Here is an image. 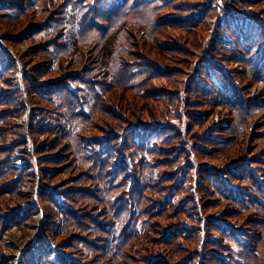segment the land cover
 I'll return each mask as SVG.
<instances>
[{
	"label": "rangeland",
	"instance_id": "374dc122",
	"mask_svg": "<svg viewBox=\"0 0 264 264\" xmlns=\"http://www.w3.org/2000/svg\"><path fill=\"white\" fill-rule=\"evenodd\" d=\"M20 1L23 0H16ZM31 1L33 5L28 12L15 21L0 16V51L13 60L17 67L13 76L19 78L14 83V88L19 91L18 100L13 104L15 111L0 118V136L6 137L5 140L12 139L13 126L22 127L24 132L23 135L15 136L18 142L10 147L7 156L0 149V163L5 161L9 167H17L22 174L28 175L19 176L17 192L14 194L0 192V219L26 208L32 209L29 218L20 224L0 226V264H21L24 250L32 247L34 240L38 238L46 243L51 254L58 251L78 264H144L151 257H159L163 264H213L208 260L212 251L216 252L224 264H264V199L257 198L243 183L240 184L241 190L250 195L251 201H238L235 204L225 197L216 196L213 199V192L210 187L208 190L205 187V179L200 172L205 170L215 173L229 186L230 182L224 176L225 171H231L238 174L239 179H245L243 175L246 174H239L234 170V162H241L249 170L251 175L248 176L255 177L259 188L264 189V82L261 79L253 82L245 72L249 71L247 66L238 60L231 61L228 55L232 50L223 49V54L216 53L223 58H212L213 61L225 76L230 77L240 99L245 102L247 97L249 101L257 102L259 107L245 109L244 116L237 119V132H215L213 127L217 123H231L234 110L219 103L195 104L191 94L183 89L191 61L202 54L196 53L197 48L189 47V44L192 38H204L208 34L207 29L198 30L194 35L192 30L185 31L182 28L156 29L152 35L154 42L147 43L145 37L150 36L147 15L143 16L139 10L131 8L115 13L110 9V4H106V0ZM236 2L239 3L238 12H243V15L257 22V25H251L255 27L252 28L254 33L259 26L264 28V0ZM167 11L179 16L173 9ZM164 12L156 11L151 16L157 19ZM95 13L106 16L95 18ZM53 16L60 17L54 20L57 23L50 34L53 41L59 42L58 45L55 44L56 49L62 53L53 60V66H59V70L33 79L32 71L35 66L47 64V58L39 53V48L43 46L40 44L41 40H31L22 35L32 26L52 21ZM215 17L214 12L207 13L203 21L212 23ZM89 19L94 23L99 21L101 28H95L96 24L89 22ZM87 23L89 27L93 25V28L87 30ZM48 34L46 32L44 36ZM257 39H262L263 42V33L258 34L255 40ZM161 41L178 43L187 52L184 56L178 53L164 56L156 47ZM123 49L126 54H122ZM263 51L264 44L255 57ZM138 61L149 63L153 69H167L170 73L168 76L159 74L154 77L152 69L146 70L147 77L141 80V87L137 89L133 83L145 76L135 69L143 65ZM127 68L136 71L123 85L122 80L128 78L123 70ZM70 73L78 74L81 85L78 88L79 85L68 83L75 103L66 107L62 100L59 102L55 99L59 106H56L58 109H52L54 115L60 116L56 121L69 132L68 136H48L38 130L29 132L27 113L30 108H34L35 103L32 98L34 92H29L31 87L27 83L37 84L63 78L66 81L65 78ZM86 83L91 86L86 88L87 85L83 86ZM215 83L219 85V80L216 79ZM151 88L170 92L174 96L181 95V98L186 99L180 105V120L167 114L168 104L151 99L152 94L145 91ZM139 90L145 92L142 94ZM70 109L74 111V116L69 115ZM146 110L152 116H158V112L166 114L165 119L170 123L181 127L187 125V129L180 142L173 143L171 139L167 143L175 145L166 153L171 157L170 162L155 161L152 165L158 172L168 170L173 173L170 187H160V180L146 190V194L143 193L140 197V202L136 203L128 199V185L123 188L120 184H115L103 172L100 177L101 168L88 156V141H84L82 137L100 136L101 132L119 135L122 130L120 124L131 123L133 115L150 118ZM193 111L203 113L200 114L203 122L199 127L190 115ZM152 118L148 120L151 121ZM210 131H214L212 134H222L219 149L211 150L209 145L202 147L201 137H205ZM5 140L0 141V147L7 146ZM28 153H32V164L27 162ZM53 154L62 156L60 160L57 159L59 161L56 164H46L41 159L42 156ZM136 154V159H141L139 163L144 161L145 165L151 160L148 154ZM123 157L130 170L132 167L129 157ZM46 166L56 170L49 180L40 174V169ZM128 175L131 176L132 172ZM39 189L75 191L85 197L90 195L66 205L79 217L80 224L65 229L57 228L53 232L50 229L48 235L47 231L51 226L47 220L51 221V218L44 216L43 207L46 202L38 194ZM122 190L124 192L118 196ZM123 197L125 202L120 200ZM146 206L149 208L144 209ZM181 210L186 213L180 214ZM165 213L169 215L165 217ZM223 215L229 218L222 222L220 219ZM206 216L218 220L225 230L234 234L239 241L236 245L239 248L237 256H232L227 251V240L220 241L219 234L210 231L206 225ZM177 223L181 224L180 230L185 236L175 235L173 240L163 241L160 229ZM106 227H112L111 231L105 230ZM251 237L255 239L250 240ZM209 239L219 244L218 250L209 246L206 241ZM100 245H106L103 246L104 252L99 251ZM237 247L233 249L236 250ZM207 249H211L210 253L205 251ZM54 256L49 259L52 260Z\"/></svg>",
	"mask_w": 264,
	"mask_h": 264
},
{
	"label": "trees",
	"instance_id": "16d2710c",
	"mask_svg": "<svg viewBox=\"0 0 264 264\" xmlns=\"http://www.w3.org/2000/svg\"><path fill=\"white\" fill-rule=\"evenodd\" d=\"M106 1V4H110V9L115 13L125 12L126 10H131V8H133L134 10H139L143 16L147 15L146 23L148 31L150 32V36L148 38L145 37L147 43L154 42L152 35L156 29L160 30L167 27L172 29L182 28L185 31L192 30L194 32L193 35L198 30L207 29L208 34L204 36V38L202 37L201 40L192 38L191 42L189 41V47L197 48L196 53L201 52L202 54L197 59L191 61L188 67L189 75L184 79L185 86L183 89L191 94V97L194 98L193 102H195V104L202 103L203 105H213L214 103H219L230 110H234V112L231 111L233 113V120L231 123H217L213 127L216 130L215 132H226L229 134L237 132V119L244 116L245 109L259 107V105L256 104L257 102H251L247 97H245V102L240 99L233 87L230 77L225 76L212 59L215 58L221 60L223 57H221L222 55H217V52L223 54V49L225 51L227 49L230 51L232 50V52L228 55L231 58V61L238 60L243 65L247 66L249 71L245 72L247 75L251 76L253 82L260 79L264 82V51L261 55L255 57L259 48L264 44L262 39H255L257 35L261 33H263L264 37V28L259 26L257 31L254 33L252 28L255 27H251V25H257V22L249 16L245 14L243 15V12H238L239 3H237L236 0H211L210 3H207L208 0ZM248 1L251 2L255 0ZM31 5H33L31 0H23L20 2H16V0H12V2L9 0H0V16L6 20L15 21L18 17L28 12ZM171 9H173L175 13H178L179 16L173 15V12L167 11ZM156 11L165 12L155 19L151 16V14L154 15ZM211 12L216 14L214 21L212 23L204 22L203 17L207 13ZM36 13L39 14L38 11ZM95 15V18L106 16L102 13H95ZM51 19L52 21H47L44 25H35L28 28L25 34L22 35V37L28 36L31 40H41L40 44H43V46L39 48V53L40 55L43 54L47 58V64L42 63L35 66L36 68L32 71L33 79H39L42 76L57 73L59 70V66H53V60L55 57H60V54L62 53L60 52L61 50L56 49L55 44L58 45L59 42L53 41L50 34L54 24L57 23L54 20H58L60 17L53 16ZM89 22L93 21H90L89 19ZM94 24H96L95 28L101 26L99 21ZM86 25L88 27L87 30L93 28V25L90 27L88 23ZM46 32L49 33L48 36H44ZM244 40H248L249 42H244ZM154 46H156V44H154ZM156 47L160 54L164 56L168 53H178L181 56H184V53L187 52L175 42L161 41L160 45H157ZM122 54H126L124 49ZM138 62L139 64L143 63V65L136 67L135 69L139 70L138 72L144 73L145 76H143V78L137 83H133L136 85L137 89L141 87V80H145L147 77L146 70L152 69L154 71L152 76L154 77L159 74H162L164 77L168 76L170 73L167 69H153L152 65L149 63L143 61ZM135 69L130 70L127 68L126 70H123L128 77L127 79L122 80L123 85H125L126 80L132 77L136 71ZM16 71L17 67L13 63L10 56L0 51V118L3 115L15 111L13 104L18 100L17 95L19 93L18 89L14 88V83H17V79L19 80V78L13 76V73L15 74ZM231 76L233 78H239V76ZM63 79L37 84H31L30 82L27 83L31 87L29 92H34L32 98L35 103L34 108H30L27 113V130L29 132L32 130H38L48 136H51L52 134H56L57 136H68L69 132L66 129H63L56 121L60 119V116L54 115L52 109H58L56 106H59L58 104L60 100L64 102L66 107H71V104L75 103V99L68 83L73 82L76 86L79 85L78 88H80L81 85L77 73L67 74L65 78L66 81H63ZM216 79L219 80V85L215 83ZM25 80L29 81L27 78H25ZM85 85H87L86 88L91 86L87 83L83 86ZM26 86L27 85H25V88L28 90ZM145 91L147 94H152V100L158 99L162 100L163 103L168 104V109H166L167 114L180 120V105L186 99L181 98V95L174 96L170 92L161 91L156 88L145 89ZM139 92L141 91L139 90ZM144 92L142 91L141 93L143 94ZM147 111L148 110H146V113ZM106 112H109V110H106ZM194 112L195 111H193V114L190 115L193 117L197 127H199L203 122V118L200 114L203 113H201V111H198L197 113ZM73 114L74 111L70 109L69 115L71 116ZM147 115L150 118L153 117L151 121L148 120L150 118L145 119L139 117V115H133L134 117L131 123L128 122L126 124H120V126H122V130L119 135H115L113 132H101L102 135L100 136L94 135L91 137H82L84 141H88V156L97 162L101 168L100 177L102 174L101 172H103L104 175H107L108 179L113 181L115 184H120L123 188H126L128 185V199L136 203L140 202V197L143 196V193L146 194V190L160 180H162L160 187H170L169 182L173 180V173L168 170L158 172L152 167V165L155 161L159 163L170 162L171 157L166 153H168L175 145H167V143L171 139H173V143L180 142L187 129V125L181 127L170 123L167 118L165 119L164 115L166 114L158 112V116H152V114L150 115L149 113H147ZM227 119L228 121L230 120L229 118ZM12 128L13 131L11 132V135L14 136L12 139L5 140L6 137L3 135L0 136V141L5 140L7 143V146L0 147L5 156L9 153L10 147H13L18 142V140L15 139V136L18 134H24L22 127L13 126ZM210 132L205 135V137H201L200 142L202 147L204 148V146L206 147L209 145V149L211 150L219 149L220 142H222V140H220V136L222 134L215 133V135L212 134L214 131ZM75 151L78 153L77 148ZM140 152L142 154H148L151 157L149 163L145 165L144 161L139 163L141 159H136V153L139 154ZM27 155L29 158V161H27L28 164H32V153H28ZM123 156L129 157L132 167L130 170H128L127 163L125 162ZM205 157L207 158V156ZM59 158L61 159L62 156L53 154L50 156H42L41 159H43L46 164H56L60 160ZM234 164V170L240 172L239 174L242 173L246 175H243V178L245 179H239L238 174H234L231 171H225L224 176L227 181L230 182L229 186H226L215 173H210L205 170L200 171L203 173L205 179V187L207 190L210 187L213 192L212 198L215 199L216 196L225 197L226 200L235 204L238 201H251L250 195L241 190L240 184L243 183L247 185L250 192L257 198L259 197L264 199V189L261 190L259 188L255 177L248 176V174H250L249 170H247L241 162H234ZM9 166L10 165H7L5 161L0 163V182L4 180L0 184V192L8 191L9 193L14 194L15 191L17 192L16 183L19 176L22 175L23 177H27L28 175L25 173L22 174L21 170L17 167ZM40 170L42 171L40 174L46 180H49V178H51L56 171L50 166L43 167ZM130 171L132 172L131 176L128 175ZM123 190L119 192L118 196L124 192ZM38 194L41 197H44L46 202V205L43 207L45 218H51V221L47 220L51 226V228L47 231L48 235L50 229L52 231L57 228L65 229V227L74 226V224L79 225V217L68 209L66 205L73 203L74 200H81L79 199L81 197H90V195L87 197L82 196L81 194H77L75 191L60 192L57 190L49 191L47 189H39ZM120 200L125 202L126 199L123 197ZM146 208L149 207L146 206L144 209ZM31 210V208H26L21 212H14L2 217L0 219V226L6 227L7 224H20L29 218V215L32 212ZM183 213L186 212L181 210L180 214ZM138 214H140V210L138 211ZM168 215L169 213H165V217ZM205 218L207 219L206 225L210 228V231L218 233L219 240H227L229 242L225 243L228 248L227 251L232 256H235V254L237 256V254H239V248L236 245H238L239 241L236 239L234 234L229 230H225L226 228L222 226L218 220L210 218V216H206ZM221 218L222 219L220 220L223 222L229 217L227 215H223ZM151 224L154 223L152 222ZM180 227L181 224L177 223L170 225V227L160 229L161 232H163L161 239L168 242V239L173 240L175 235H178L179 237L185 236L184 232L180 230ZM111 229L112 227H106L105 230L111 231ZM106 235H109V233H106ZM133 238L137 239L136 237ZM249 239L254 240L255 238L253 239L251 237ZM206 241L212 249H219L218 243H215L210 239ZM103 246L106 247V245ZM103 246L99 247V251L104 252ZM89 247H91V244H89ZM233 247H237V249L234 250ZM128 249H130V247ZM210 250L211 249H207L205 251L210 253ZM210 254L211 256L208 257L210 262L213 264H224V262L217 256L216 252L212 251ZM23 255L21 264H78L71 259H68L66 256L59 254L58 251L51 254V251L47 247L46 243L40 238L35 239L32 247L26 248ZM53 255H55L54 258L52 260L49 259L51 258L50 256ZM144 264H163V262H161L159 257H151L150 259H146ZM176 264L183 263L178 262Z\"/></svg>",
	"mask_w": 264,
	"mask_h": 264
}]
</instances>
